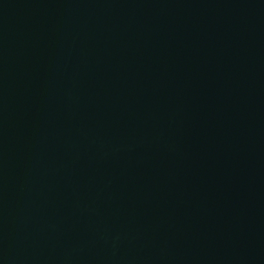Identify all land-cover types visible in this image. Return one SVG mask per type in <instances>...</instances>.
Wrapping results in <instances>:
<instances>
[{
    "label": "water",
    "instance_id": "95a60500",
    "mask_svg": "<svg viewBox=\"0 0 264 264\" xmlns=\"http://www.w3.org/2000/svg\"><path fill=\"white\" fill-rule=\"evenodd\" d=\"M0 264H264V0H0Z\"/></svg>",
    "mask_w": 264,
    "mask_h": 264
}]
</instances>
